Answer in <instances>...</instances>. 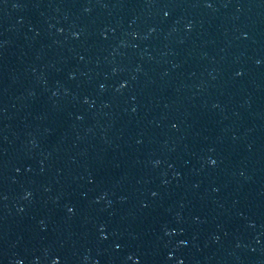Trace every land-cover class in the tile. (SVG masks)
Wrapping results in <instances>:
<instances>
[{"label":"water","instance_id":"obj_1","mask_svg":"<svg viewBox=\"0 0 264 264\" xmlns=\"http://www.w3.org/2000/svg\"><path fill=\"white\" fill-rule=\"evenodd\" d=\"M0 264H264V0H27Z\"/></svg>","mask_w":264,"mask_h":264}]
</instances>
